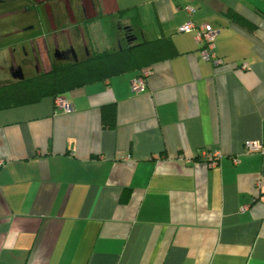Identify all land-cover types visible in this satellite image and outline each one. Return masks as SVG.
<instances>
[{
  "label": "crops",
  "instance_id": "0c3cea01",
  "mask_svg": "<svg viewBox=\"0 0 264 264\" xmlns=\"http://www.w3.org/2000/svg\"><path fill=\"white\" fill-rule=\"evenodd\" d=\"M93 26L102 49L131 27L176 54L137 94L129 72L67 93L70 113L0 110V264H264V154L244 148L264 146V0H0V69L87 58Z\"/></svg>",
  "mask_w": 264,
  "mask_h": 264
},
{
  "label": "trees",
  "instance_id": "16d2710c",
  "mask_svg": "<svg viewBox=\"0 0 264 264\" xmlns=\"http://www.w3.org/2000/svg\"><path fill=\"white\" fill-rule=\"evenodd\" d=\"M125 35V43L116 48L93 52L76 62L51 59L48 71H39L30 78L23 76L0 82V110L33 104L45 97H52L53 100L66 97L73 90L120 74H140L144 69L176 54L168 38L139 40L131 27L126 28ZM114 119V106L104 107L103 127H114Z\"/></svg>",
  "mask_w": 264,
  "mask_h": 264
},
{
  "label": "built area",
  "instance_id": "2783aa9c",
  "mask_svg": "<svg viewBox=\"0 0 264 264\" xmlns=\"http://www.w3.org/2000/svg\"><path fill=\"white\" fill-rule=\"evenodd\" d=\"M186 11L189 16H192L195 12L193 8H186ZM193 30L195 31L194 40L199 47L198 57L203 61L211 62L214 67L222 65V60L219 59L215 50V38L217 32L208 24L196 26L191 20L184 23L179 28V31L183 33L191 32ZM241 67L246 69L247 65L243 64ZM150 74V69H144L141 71V73L131 82V92L134 94L140 92L144 88L146 79ZM54 110L59 113H70L72 112L73 107L66 97H57L54 99ZM244 148L246 152L249 153L264 154V146L257 142H246ZM221 157V154L216 151L205 152L201 155V160L205 162L208 167H214ZM232 161L235 164L238 163L236 158Z\"/></svg>",
  "mask_w": 264,
  "mask_h": 264
},
{
  "label": "rangeland",
  "instance_id": "374dc122",
  "mask_svg": "<svg viewBox=\"0 0 264 264\" xmlns=\"http://www.w3.org/2000/svg\"><path fill=\"white\" fill-rule=\"evenodd\" d=\"M126 28H128V27H126ZM126 28L123 29V31H125V33H126ZM89 31H90V40L89 41H90V44L92 45L93 50L95 52H98V53L106 51V48H104V47H107V46H103V49H102V43L99 42V39L102 38V35L100 36V34H97V30L95 29L94 26H93V29H90ZM132 33H133V31H132ZM48 63H49V66H48ZM34 64L35 63L29 62V64H27V66L29 65V67L25 66L24 73H25V76H27L28 78L33 77L35 72L37 71V69L35 70L36 64L35 65ZM38 66H40L41 71H44V69L46 71H48V69L50 68V62H45V61L39 62ZM0 78L3 81H9L10 80V77L8 75V67L6 68V66H5L4 69H0Z\"/></svg>",
  "mask_w": 264,
  "mask_h": 264
},
{
  "label": "water",
  "instance_id": "95a60500",
  "mask_svg": "<svg viewBox=\"0 0 264 264\" xmlns=\"http://www.w3.org/2000/svg\"><path fill=\"white\" fill-rule=\"evenodd\" d=\"M58 57H59L58 54H56V58ZM17 77H20V78L23 77L21 69H17L14 71L13 78H17Z\"/></svg>",
  "mask_w": 264,
  "mask_h": 264
},
{
  "label": "flooded vegetation",
  "instance_id": "af4514ba",
  "mask_svg": "<svg viewBox=\"0 0 264 264\" xmlns=\"http://www.w3.org/2000/svg\"><path fill=\"white\" fill-rule=\"evenodd\" d=\"M37 57H39V56H37ZM38 59H39V58H38ZM38 59H37V60H38Z\"/></svg>",
  "mask_w": 264,
  "mask_h": 264
}]
</instances>
